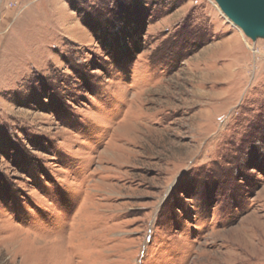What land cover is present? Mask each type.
I'll return each instance as SVG.
<instances>
[{
    "label": "rangeland",
    "instance_id": "rangeland-1",
    "mask_svg": "<svg viewBox=\"0 0 264 264\" xmlns=\"http://www.w3.org/2000/svg\"><path fill=\"white\" fill-rule=\"evenodd\" d=\"M0 264H264V35L216 0H0Z\"/></svg>",
    "mask_w": 264,
    "mask_h": 264
},
{
    "label": "water",
    "instance_id": "water-1",
    "mask_svg": "<svg viewBox=\"0 0 264 264\" xmlns=\"http://www.w3.org/2000/svg\"><path fill=\"white\" fill-rule=\"evenodd\" d=\"M222 11L255 38L264 35V0H216Z\"/></svg>",
    "mask_w": 264,
    "mask_h": 264
},
{
    "label": "bare ground",
    "instance_id": "bare-ground-1",
    "mask_svg": "<svg viewBox=\"0 0 264 264\" xmlns=\"http://www.w3.org/2000/svg\"><path fill=\"white\" fill-rule=\"evenodd\" d=\"M218 5V4H217ZM219 6V5H218ZM220 7V6H219ZM221 9V8H220ZM222 10V9H221ZM223 12V11H222ZM224 13V12H223ZM225 14V13H224ZM226 15V14H225ZM227 16V15H226ZM228 17V16H227ZM229 18V17H228ZM230 19V18H229ZM231 21H232V23L233 24H235L234 22H233V20L232 19H230ZM236 26H237V28H240L241 30H242V28L240 27V26H238L237 24H235ZM242 32H243V30H242ZM244 33V32H243Z\"/></svg>",
    "mask_w": 264,
    "mask_h": 264
}]
</instances>
